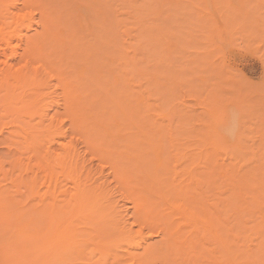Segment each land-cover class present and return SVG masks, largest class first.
Instances as JSON below:
<instances>
[{
	"label": "bare ground",
	"instance_id": "6f19581e",
	"mask_svg": "<svg viewBox=\"0 0 264 264\" xmlns=\"http://www.w3.org/2000/svg\"><path fill=\"white\" fill-rule=\"evenodd\" d=\"M66 1L61 10L58 0H0V135L8 132L16 152L7 149L18 156L13 177L0 158V234L22 256L10 264H264V154L238 143L230 149L205 126L192 134L184 122L174 131L166 104L152 110L147 84L160 85L158 69L139 68L146 60L127 28L119 43L112 0H90L99 27L90 44L89 33L83 43L84 32L67 28ZM148 33L154 39L162 31ZM70 56L88 63L76 65L78 84L68 79L75 68L66 76L75 66ZM66 114L73 130L114 156L111 169L126 194L107 182L105 165L86 159ZM165 118L170 149L158 138ZM22 190L33 205L16 201Z\"/></svg>",
	"mask_w": 264,
	"mask_h": 264
},
{
	"label": "rangeland",
	"instance_id": "374dc122",
	"mask_svg": "<svg viewBox=\"0 0 264 264\" xmlns=\"http://www.w3.org/2000/svg\"><path fill=\"white\" fill-rule=\"evenodd\" d=\"M58 1V5L63 10L62 0ZM68 1H66V6L69 5L66 7V15H68V11L72 13L70 22L66 24L67 28L70 26L73 29H79V35L84 32L80 36H87L89 33L87 36L89 41L87 42L86 37L83 36L81 42H87V44H90V41L95 42L96 36L99 35V27L94 26L92 23L96 9L93 10L89 6L91 1ZM101 1H103L101 2L103 5L110 2V0ZM112 2L114 3L115 17L118 21L117 29L121 30L118 31L119 36H121L119 40L125 37L120 34L123 33L122 29L127 28L128 33L134 38L135 48L138 47L139 53L146 60L140 62L139 68L147 73L153 72L154 74L157 69L159 70V72L158 70L156 72L159 76L158 81H160V85L156 86L157 91L153 90L154 84H152H156V82H150L149 80L147 84V87L151 86L152 88V96L150 97L151 105L153 104L152 110L157 109L155 105L166 104L162 107L165 108L164 112L169 111H167L170 114L168 117L171 122L173 121V125L170 126L174 131L178 132L179 128H182L181 123L184 126V122H186V127H184L190 133L189 128H193V131L197 127L196 132L200 128L205 132L207 130L204 128H206L209 129L212 137L230 142V149H233L238 143L242 146V151L247 154H264V0H112ZM101 4L98 6L100 10L103 8ZM85 7L93 13V15H88L91 17H86L87 19L84 17L88 13V11L85 12L87 10ZM90 11L89 14H92ZM85 19L91 20L88 21H90L89 25L92 23V27L84 24L86 28L83 29L82 27L80 29L81 25H84H80L79 22L86 23ZM35 27L37 26L35 25ZM156 27L161 28L162 33L153 39L148 32ZM66 37H69L68 32ZM66 39L69 42V38ZM122 41H119V43L121 44ZM0 46V49L6 48L3 44H0ZM1 54H4V50H0V57L2 60L5 59V54ZM74 57H79L80 61H83L80 62L76 58V62L75 59H71L73 56H70V64L73 65L75 61V66L70 65L66 68V70L68 69V72L66 71L68 77L69 75L75 76L74 68L77 70L76 72L84 64L88 68V63H84L83 56L81 58L80 56ZM12 62L15 63L14 60ZM76 65L80 66L79 69ZM116 69L112 73L119 75L120 69L118 73ZM70 70L73 75L69 74L71 73ZM76 74L79 75V72ZM152 74H148L146 77L150 79ZM78 75L74 79L71 78L72 80L68 78L69 81H75L72 83L78 84L76 83L77 80L78 82L81 80V76ZM133 76L140 80L137 73ZM55 80L53 84L56 83ZM58 91L61 92V90ZM52 112L53 110H51ZM213 112H216V114H213ZM162 121H164V125L161 123V126L163 125L162 128L165 129H163V132H169L170 128L168 127L170 126L168 125L171 122L167 119ZM201 123L202 125H199ZM66 129L69 130L68 133L72 136L71 138H74L78 148L86 154V159L91 162L90 164L94 166L105 165V175L109 179L106 181L126 194L127 190L123 181L116 179L115 173L111 169L114 156L110 157L104 151L98 149L95 141L87 142L84 133L82 136V133L73 130L72 122L67 114ZM167 132L164 133V137L163 133L161 135L164 139L156 136V140H158L157 137L159 141L162 139L161 142L164 141L165 149H170V137H166ZM195 133L193 131L192 134ZM126 134L128 136L127 132L124 133V135ZM177 135L181 137L182 133ZM7 136V131L0 135V158L2 157L3 160L0 161L2 163L6 161L5 166H2V168L8 172L10 170L11 177H13L12 174L17 175V171L12 170V161L14 162L18 156L12 154L15 148L13 145V147L10 146ZM153 142L155 145L160 143ZM7 145L10 146L12 152L8 151ZM173 151H177V148ZM14 155L16 157L13 158ZM256 164L258 163L254 160L248 165L250 168H255L254 165ZM3 169L0 171V185L5 182L3 179L1 180V178H4ZM20 194L19 196L15 194L16 201L25 203L29 199V194L26 190H22L21 195L23 196H20ZM32 201H30V206L35 202ZM130 201L128 205L132 207L133 204ZM8 237L9 234L4 232L0 234V264H10L22 259V256L17 253V247L7 244ZM158 240L156 236V238L149 241L155 242Z\"/></svg>",
	"mask_w": 264,
	"mask_h": 264
}]
</instances>
